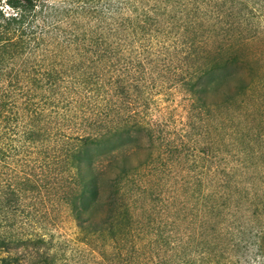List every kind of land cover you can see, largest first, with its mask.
Here are the masks:
<instances>
[{
  "label": "trees",
  "instance_id": "1",
  "mask_svg": "<svg viewBox=\"0 0 264 264\" xmlns=\"http://www.w3.org/2000/svg\"><path fill=\"white\" fill-rule=\"evenodd\" d=\"M87 1L68 10L61 34L35 24L38 0H6L11 14L0 9V66L18 64L0 90V264H60L45 230L25 229L49 220L55 200L95 264H164L134 241L136 177L162 172L161 156L187 169V147L196 151L188 167L198 250L190 255L185 241L177 264H264V103L253 115L251 99L264 89V55L247 51L264 37V0ZM81 14L93 22L81 23ZM149 87L176 88L188 100L189 130L180 138L165 141L132 119L131 106L120 110L132 91ZM79 110L92 113L89 132L65 134ZM143 136L148 152L134 164L137 150L125 146L143 148ZM225 136L242 146L219 152Z\"/></svg>",
  "mask_w": 264,
  "mask_h": 264
},
{
  "label": "rangeland",
  "instance_id": "2",
  "mask_svg": "<svg viewBox=\"0 0 264 264\" xmlns=\"http://www.w3.org/2000/svg\"><path fill=\"white\" fill-rule=\"evenodd\" d=\"M110 1H87V7L107 6ZM79 2L80 0H38L37 9L35 10H39V15L35 19V24L42 25L46 31L49 30V32L52 31L61 34L67 30V23L73 18L72 13L68 10H71ZM1 8L5 14L12 13L11 8L6 4V0H0ZM77 16L79 18L78 20L85 25L93 22L92 18L91 20L88 19L87 14ZM212 43H215V38H212ZM251 50H255L264 55L263 36H259V38L251 41L247 51L250 52ZM14 59L6 60L0 66V90L3 89V84L7 83V79L3 77V74L7 71L14 72L15 70H12L10 67H14L15 69L18 66L17 58ZM147 90L141 96H139V93H133L132 91L124 107L120 106V110H124L125 108L127 110L131 106L130 110L132 112L130 111V115L133 116L132 119L137 123L143 124L146 128H150L156 134H160L162 138H165V141H174L175 138L177 139L183 136L189 130L185 111L189 102L185 96L178 89L172 87L168 92L156 87H149ZM251 93H253L251 99H254L256 102L253 110V115H255L259 112V105L264 103V89H262V86H259ZM110 110V107L105 109L109 115L108 118L113 117ZM77 112L74 121L68 122L67 126L62 129L65 134L74 136L89 132V128L84 123L86 116L90 118L92 113L90 111L82 112L81 110ZM215 112L216 110L213 113ZM252 116L245 118H248L252 122ZM255 123L253 121V124ZM242 128L240 125L238 129L242 130ZM159 130L161 131L159 132ZM221 136L222 134L219 135V140ZM225 138L223 139V143L220 141L216 144V146H219V152L230 146L234 153L239 146H242L239 141L240 139H236V136H225ZM206 139V135L201 137L197 147L204 148L202 142ZM148 143V137L143 136L141 142L143 148L137 149L136 147L139 146L137 142L126 144L125 147L137 150H135L136 153L131 158L134 164L138 160L145 158V154L147 155L148 152ZM107 152L109 151L102 153L100 158H103L102 155ZM195 152L191 147H187V150L182 151L183 159L185 155L187 166L185 170L177 163H170L171 158L169 156H161L155 163V167L163 161L166 166L163 167L162 172H156L155 169H146L136 177V187L133 196L135 199L132 207L134 211L133 224L134 228H140L141 232L137 235L133 233L134 241L136 247L141 244V246L143 244L149 245L143 249L146 254L145 256H151L154 260H160L164 264H177L178 255H183V251L185 250V241H189L191 246L190 255L195 256V250H198V245L196 246V243L192 239L194 224L191 215L195 206V198L193 196L194 171L188 167L191 166L192 156ZM222 156H226V153L222 152L218 157L222 158ZM229 157L232 156L230 155ZM47 213L50 217L49 220H44L41 223L32 222L25 229L31 230L33 228L38 232H44L45 230L47 233L46 237L51 240V243H49V252L56 253L59 258L58 263L95 264L96 262L93 261L94 257L89 253L86 244L83 243L78 228L76 227V222L66 209V206L59 200H55L52 206H48ZM143 228L145 229L144 232H142ZM158 234L164 240L166 239L160 245L156 242L157 240H162ZM178 238L181 239V243H179L180 241H174L178 240ZM128 250L127 248L126 250L123 249L121 253L126 255L129 252Z\"/></svg>",
  "mask_w": 264,
  "mask_h": 264
}]
</instances>
